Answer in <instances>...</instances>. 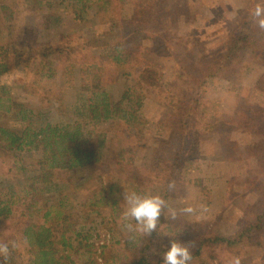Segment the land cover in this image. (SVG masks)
<instances>
[{
  "label": "rangeland",
  "instance_id": "rangeland-1",
  "mask_svg": "<svg viewBox=\"0 0 264 264\" xmlns=\"http://www.w3.org/2000/svg\"><path fill=\"white\" fill-rule=\"evenodd\" d=\"M109 1L114 8L109 6L110 16L102 19L98 16V6ZM91 3L92 7L82 18L75 15L81 13V6L72 8L64 0L48 3L44 0H0V8L7 7L0 18L4 21L0 32L5 40H8L5 36L7 22L16 19L18 34L14 30V35L19 37L21 32L24 35L22 38L32 46L53 47L54 54L50 59L56 63L54 67L59 69L58 75L63 74L62 67L66 69L68 66H74L73 72L77 75L71 83L62 78L55 83V79L42 80V70L36 75L31 67L18 68L2 76L0 86L5 87L3 89L11 100L33 107L35 112L40 113L39 120H47L52 125L74 124L77 121L88 132L91 127L86 111L89 96L81 93L78 76L81 69L107 62L109 49L112 46L116 48L127 34V21L123 16L130 12V5H151V8L160 10L150 11L152 14L148 18L153 28L146 29L148 36H154L153 31L158 32L164 44L159 42L155 45L157 52L152 51V44L148 42L136 46L137 58L143 63L156 65L161 71L158 85L147 89L141 80L137 84L133 76L134 67L129 65L119 71L115 66L112 68L108 88L115 103L131 86L134 87L131 91L144 97L140 101L141 106H138V101L137 105L134 104L138 120L131 130L135 134L139 129L146 138L138 145L141 150L135 159V166L143 168V172L158 154L160 144L169 133L165 126L162 127L166 107L160 102H166L172 95L181 98L186 91L190 93L187 85L192 76L205 82L202 97L192 104L193 109L188 115V130L194 136V147L183 154L181 164L173 175L176 176L175 188L167 202L169 208L177 211V219H167V210L165 216L162 213L157 232H154V258L162 260L161 254L170 247V241L181 243L183 240L186 245H191V252L194 244H201L206 236L212 241H206L202 256L190 264H229L233 256H240L241 264H264V218L253 231L243 234V241H235L244 233L248 223L258 224L257 215L264 217V30L260 29L258 18L253 15L257 5L264 7V0H165V3L164 0H90ZM42 14L50 17L45 18ZM56 18L61 21L58 23ZM242 22L250 25L243 27ZM242 27L249 31L248 38L242 40L234 58L237 69L229 67L221 75L223 77H214L211 70H207L226 58L225 46H231L235 41L234 38L228 40L229 36ZM165 29H168L166 37L161 31ZM24 40L20 41L21 46ZM206 65L210 66L205 70ZM181 70L184 81L179 79ZM36 79L40 81V86L47 85L52 89L45 94L42 88H27L38 92L42 98L24 91L27 82H35ZM7 123L11 126L15 124L11 119ZM98 129L105 132L102 126ZM32 160L29 158L27 163ZM113 163L110 159L97 164V167L85 171L83 177L76 178L72 184L77 187L67 192V203L74 206L68 213L76 229L87 232L85 236L100 262L107 258L109 264H126L140 249V242L147 243L152 235L129 233L123 228L122 216L126 210L123 193L125 190L134 191L131 180L136 174L127 175V182L124 183L120 181ZM173 165L169 163L167 168ZM143 173L147 174L146 171ZM25 174L14 166L11 158L0 157V180L13 181ZM115 182H118V190L114 188L113 192L117 191L121 199L115 221L111 222L104 218L109 214L106 207L98 208L104 214L98 216L91 213L97 208L85 205L102 201L101 186ZM140 185L147 187L148 179L141 181ZM162 185L158 184L159 188L152 183L148 190L139 188V194H163ZM187 206L195 208L196 213H180L179 210ZM130 222L135 225L134 220ZM179 230L185 234L176 238ZM215 237L231 239L236 243L228 246L227 242H213ZM114 248L115 251L110 254ZM84 252V249L72 252L81 264L88 260ZM15 263L21 264L19 260H14L12 264Z\"/></svg>",
  "mask_w": 264,
  "mask_h": 264
},
{
  "label": "trees",
  "instance_id": "trees-1",
  "mask_svg": "<svg viewBox=\"0 0 264 264\" xmlns=\"http://www.w3.org/2000/svg\"><path fill=\"white\" fill-rule=\"evenodd\" d=\"M44 1L48 3L51 0ZM64 1H67L72 8L81 6L82 14L75 15L82 18L87 15V11L93 5V3L89 4L90 0ZM109 6H113L112 1L98 6L100 18L105 19L110 16ZM130 7V12L123 16L127 21L125 24L127 34L120 42L122 45L117 44L116 48L112 46L108 53L106 52L107 62H103L100 66H84L78 75L81 93L89 96V105L86 111L88 112L87 117L91 119L89 122L91 127L88 132L84 125L77 121L74 124L52 125L46 122L47 120H39L40 113L35 112L33 107L11 100L10 95L3 89L5 87L0 86V157L11 158L16 168L22 173H27L17 180L9 181L4 178L0 180V243H9L10 246L8 259L5 261L3 257H0V264H12L14 260H19L21 264H81V261L76 259L72 253L75 249H84L88 260L82 262L83 264H109L107 258L100 262L99 258L94 256L93 245L88 242V237L85 236L87 232L78 231L72 223L71 214L68 213V210L74 206L70 202L67 203V192L77 187L72 183L76 181L77 177H83L85 171L97 167V164L110 159L112 162L114 161L116 173L121 177L120 181L124 183L127 182V175L136 174L131 181L134 183L133 189L137 193H140L139 188L148 190V186L153 183L157 186L163 184V194L160 196L167 202L172 196V190L169 191L168 183L176 181V176L173 177V175L181 164L183 154L192 146L194 147V143H192L194 136L188 130V115L193 109L192 104L197 103L196 101L202 97L201 91L205 87V82L198 80L197 76L202 73L196 75L197 78L192 76L188 79L190 84L187 85L188 90H191L190 93L186 91L181 98H174L172 95L166 102H160L163 107H166L162 127L165 126L169 133L160 144L161 149L159 152L157 151L158 154L152 158L150 165L144 170L147 174L143 173V168L135 166V159L141 150V146L138 147V145L143 143L146 138L144 139L139 129L135 134H132L131 130L138 120L134 104L137 105L138 101V106H141L140 101L144 97L131 91L134 88L131 86L118 103L113 102L110 98V91H108L109 80L112 76L109 74L114 66L119 71L121 68L133 65V76L137 84L141 80L147 89L156 87L162 76L161 71L157 70L154 64L141 62L136 56V46L148 42L152 44V51L157 52L155 45L159 42H162L161 45H163L165 41L160 40L158 32L155 31H153L154 36L153 34L148 36L146 29V27L151 30L153 28V23L148 18V15L152 14L150 11L160 10L151 8V5L142 4L134 7L132 4ZM6 9V6L0 8V18ZM42 15L45 18L50 17L47 14ZM56 19H58V23L61 21L59 18ZM3 24L4 21L2 22L0 19L1 31ZM7 25L5 36L8 37V40H5L0 32V80L2 76L18 68L29 67L36 75L39 70H42L40 71L43 73L41 79H55V83H59L60 78L67 79L71 83L77 77L73 72L74 66L66 67V69H70L69 71L62 67L64 72L61 70L63 74L58 75L59 69L54 67L56 63L50 59L54 54L53 47L32 46L28 40L22 38L24 35L21 32L19 37L14 35V30L16 32L17 27L16 19L10 20ZM241 25L248 27L250 24L242 22ZM243 27L232 33L233 36H229L228 40L234 38L235 41L231 46H225L226 58L218 61L209 69L210 65H206L205 70H211L214 77H223L221 75L227 72L229 67L234 66L232 70L237 69L234 64L236 52L240 49L242 40L248 38L249 29L247 28L246 31L243 30ZM161 31L165 33L163 35L166 37L168 29ZM103 35H101L102 38L105 37ZM23 40L24 45L21 46L20 41ZM132 45L135 47L131 48ZM74 46L77 45L72 47ZM193 63L195 65V61ZM58 64L61 65L59 62ZM57 67L59 66L57 65ZM179 79L184 81L182 70ZM39 83L38 79L35 82L28 81L24 91L32 96L37 95L42 98L38 92L34 93L27 88H42L45 90V94L52 90L50 86L42 87ZM10 119L15 122L13 126L7 123ZM101 126L105 132L98 129ZM29 158H33V162H28L30 164L27 163ZM169 163H174V165L167 168ZM147 179L148 186L142 187L140 182ZM117 187L118 182L110 185L103 184L100 190V200L102 201H94L85 207L97 208L91 213L98 216L104 215L99 212L98 208L106 207L108 209L106 212L109 214L104 218L114 222L121 199L117 191L113 192L114 188L118 190ZM13 188L16 189L12 191ZM85 207L83 208L85 209ZM257 218L258 224L248 223L244 233L236 237L235 241L239 242L244 237L243 234L253 231L263 222L264 217L257 215ZM182 234L185 232L179 230L176 238H180L183 236ZM155 235L156 233L152 234V238L147 243L143 239L145 242H140V249L133 253L132 258L126 264H162V260L154 258L153 247L156 245V239L153 238H156ZM204 237L205 240L201 244H194L190 262L202 256L206 241H212L210 238ZM12 241L16 242V248L11 247L10 242ZM181 241L182 244H185L183 240ZM215 241L217 243L227 242L228 246L236 243L234 240L218 237L214 238L213 242ZM114 251L115 248L110 251V254Z\"/></svg>",
  "mask_w": 264,
  "mask_h": 264
},
{
  "label": "clouds",
  "instance_id": "clouds-1",
  "mask_svg": "<svg viewBox=\"0 0 264 264\" xmlns=\"http://www.w3.org/2000/svg\"><path fill=\"white\" fill-rule=\"evenodd\" d=\"M254 17L258 18L257 23L260 29L264 30V7L257 5L253 13ZM175 181L168 183L169 191L174 190ZM123 200L126 205V210L123 213L122 220L123 228L129 233L139 232L145 236H151L157 232V225L162 213L165 216L167 210L168 215L165 216L171 221L177 219V211L169 208L167 201L160 195H145L139 194L135 191H124ZM203 211H207L204 206H200ZM184 214H195L196 209L192 206H187L179 210ZM134 220L135 225L130 221ZM12 248H16L15 241L10 242ZM191 245L182 244L176 240L170 241V247L164 251L162 255L163 264H189L192 260V253L190 252ZM10 246L9 243H0V257L6 261L9 257ZM229 264H241L240 256H233L229 260Z\"/></svg>",
  "mask_w": 264,
  "mask_h": 264
},
{
  "label": "built area",
  "instance_id": "built-area-1",
  "mask_svg": "<svg viewBox=\"0 0 264 264\" xmlns=\"http://www.w3.org/2000/svg\"><path fill=\"white\" fill-rule=\"evenodd\" d=\"M16 264V263H15Z\"/></svg>",
  "mask_w": 264,
  "mask_h": 264
}]
</instances>
